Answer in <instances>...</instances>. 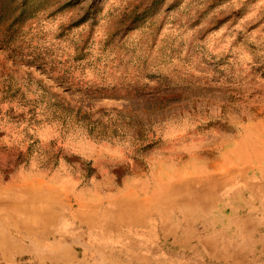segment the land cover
Masks as SVG:
<instances>
[{
  "label": "rangeland",
  "instance_id": "1",
  "mask_svg": "<svg viewBox=\"0 0 264 264\" xmlns=\"http://www.w3.org/2000/svg\"><path fill=\"white\" fill-rule=\"evenodd\" d=\"M262 172L264 0H0V264H264Z\"/></svg>",
  "mask_w": 264,
  "mask_h": 264
},
{
  "label": "bare ground",
  "instance_id": "2",
  "mask_svg": "<svg viewBox=\"0 0 264 264\" xmlns=\"http://www.w3.org/2000/svg\"><path fill=\"white\" fill-rule=\"evenodd\" d=\"M263 173V172H262ZM263 175H264V173H263ZM220 175H214V176H212V175H210L208 178H202V179H196V180H184V181H178V182H175V183H173L172 185H171V187H170V190H173V191H176L177 193H179L178 195L179 196H181V198H184V199H186L188 202H194L195 203V200L197 199V198H200L201 196H203V194H204V192L206 191V189H208V191H215L216 190V188H217V184L215 185V183H218V182H220V180H221V178L219 177ZM241 177H243V176H241ZM252 177V176H251ZM257 177V176H256ZM245 179V178H244ZM247 180V179H246ZM214 185V186H213ZM213 186V187H212ZM241 186V185H240ZM165 189V188H164ZM222 190V189H221ZM170 192V191H169ZM21 193H22V191H20V190H16L15 192H14V198H13V200H11V201H7V200H4L2 197H0V208L1 207H7L8 208V212H9V214H7V216L5 217V219H6V221L7 222H13V221H15L13 218H12V215L13 214H17V215H19V216H21L22 214H24V213H26L25 212V210H26V208H21V207H19L18 205H17V202H16V200H17V198L21 195ZM171 193V192H170ZM221 193V192H220ZM38 195V193L36 192V191H31V199L32 200H34L35 199V197ZM252 198V197H251ZM168 199V198H167ZM177 199V198H176ZM173 200H174V198H173ZM172 200V201H173ZM166 202H168V201H166ZM165 202V203H166ZM171 202V201H170ZM176 202V201H175ZM177 203H178V200H177ZM168 204H170V203H168ZM174 204H176V203H174ZM179 204V203H178ZM180 205V204H179ZM136 206L137 207H141L140 206V204L139 203H137L136 204ZM198 206H200L201 207V205H198ZM96 207H98V206H96ZM95 208V207H94ZM202 208V207H201ZM106 209V208H105ZM137 209H140V208H137ZM93 210V209H92ZM89 211H91V209L90 210H86V211H83L84 213L83 214H86V213H89ZM205 211V210H204ZM115 211H112V210H110L109 209V211H108V213H106V217H110V215L112 216L113 214H111V213H114ZM110 214V215H109ZM115 216V215H114ZM123 216V215H122ZM21 217H23V216H21ZM123 218H125V219H130L131 220V216H126V217H124L123 216ZM122 218V219H123ZM98 221V220H97ZM132 221V220H131ZM0 222H3V220L2 219H0ZM16 223V222H15ZM0 225H1V223H0ZM53 234L54 233H58V228H55L54 230L53 229H51L50 230ZM258 231H260V230H258ZM235 234V233H234ZM254 234V233H253ZM2 234H0V236H1ZM123 235H124V233H123ZM209 235V234H208ZM23 235H21V237H22ZM254 236V235H253ZM261 236V235H260ZM132 237H134V236H130V235H125V237H122L121 238V243H119L118 244V246L120 247V250H119V248L118 247H116L117 245H116V242H111V247H113V249L114 250H116L117 252H119V253H123V252H126V254H130V253H134L133 251H137L138 252V250H137V248H136V246L134 245V246H132V245H130L129 244V239H131ZM120 237H118V239H119ZM205 239V241H207V239L208 238H204ZM263 239V238H262ZM204 241V242H205ZM264 241V240H263ZM203 242V243H204ZM47 243V242H46ZM245 243V242H244ZM249 243V242H248ZM116 245V246H115ZM236 245V244H235ZM118 248V249H117ZM199 248V247H198ZM40 248H34L33 250H31V249H28V248H22V249H20V250H15V251H13L14 250V248H13V246H12V248H8V252L9 253H11V256L12 257H15V256H21V258L23 257V258H25V257H28L29 255L31 256H35V257H38V259L39 260H41V262L43 261V262H45V261H53L55 258V256H47V255H45L46 254V252H47V249L42 253L40 250H39ZM140 249L141 248H139V251H140ZM216 249V248H215ZM49 251H51V250H49ZM257 251V250H256ZM53 251H51V253H52ZM178 253V252H177ZM212 254V253H211ZM240 255V254H239ZM217 256H221V254H218ZM246 256V255H245ZM248 256V255H247ZM34 257V258H35ZM228 260H230L229 258H230V254L228 253L226 256H225ZM253 257V256H252ZM257 258H258V256H257Z\"/></svg>",
  "mask_w": 264,
  "mask_h": 264
}]
</instances>
